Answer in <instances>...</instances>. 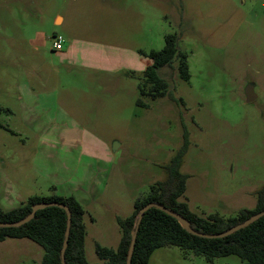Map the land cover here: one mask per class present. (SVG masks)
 I'll return each mask as SVG.
<instances>
[{"label": "rangeland", "instance_id": "obj_1", "mask_svg": "<svg viewBox=\"0 0 264 264\" xmlns=\"http://www.w3.org/2000/svg\"><path fill=\"white\" fill-rule=\"evenodd\" d=\"M168 33H177L178 47L188 53L191 77L179 78L177 61L164 66L169 92L154 98L141 93L144 70L136 62L162 49ZM57 36L122 47L138 59L111 72L66 64L53 47ZM249 85L256 95L251 102ZM27 95L39 101L35 108L26 106ZM0 105L14 112L0 111L7 125L0 127V166L21 181L30 174L25 188L31 194L49 195L52 187L32 169L38 132L49 127L41 140L61 145L57 129L68 126L74 141L109 148L101 167L93 164L96 194L83 203L92 264L103 263L97 245L118 246L117 217L131 214L135 199L167 178L184 126L190 144L180 168L188 176L181 199L203 215L252 208L264 186V0H0ZM82 159L84 177L92 167L89 157ZM43 253L28 238L0 240V264H42ZM232 263L240 258L209 261L166 245L148 264Z\"/></svg>", "mask_w": 264, "mask_h": 264}, {"label": "trees", "instance_id": "obj_2", "mask_svg": "<svg viewBox=\"0 0 264 264\" xmlns=\"http://www.w3.org/2000/svg\"><path fill=\"white\" fill-rule=\"evenodd\" d=\"M147 56L149 65L144 70V80L139 88L142 94L151 97L164 96L169 92V82L161 76L160 69L177 61L179 78L190 80L188 53L178 47L177 33L165 35V45L160 50H151ZM138 100V104H142ZM2 107L0 106V111ZM0 127L4 125L0 122ZM183 143L166 165L168 176L150 185L147 193L135 199L134 209L126 217H117L122 236L116 248L97 245L96 251L103 263L126 264L132 232L141 209L150 202H158L187 218L191 226L199 232L218 233L244 221L264 210V186L256 192V203L252 208H241L236 214L224 216L218 212L207 215L191 209L188 202L181 199L186 191L187 174L181 171V164L190 144L189 130L184 126ZM39 202H59L67 205L72 214L68 246L65 250L66 264H92L86 256L84 206L73 195L57 194L32 195L18 207L3 210L0 207V221L13 222L22 219ZM67 228V213L57 205L38 209L35 216L20 226H0V240L6 238H28L36 241L43 249L42 264H63L61 251ZM175 245L197 255H204L213 261L216 257L237 255L240 263L264 264V215L225 237H204L186 230L179 221L167 212L151 207L144 212L139 227L131 264H148L155 249Z\"/></svg>", "mask_w": 264, "mask_h": 264}, {"label": "crops", "instance_id": "obj_3", "mask_svg": "<svg viewBox=\"0 0 264 264\" xmlns=\"http://www.w3.org/2000/svg\"><path fill=\"white\" fill-rule=\"evenodd\" d=\"M58 18H61V16H57V19ZM55 50L57 51V55L60 56V58L66 64H69L74 60L75 63H80L83 66L106 72L118 71L120 69L131 67L130 64L133 61L135 62V59H138L136 56L134 57L127 49L122 47H108L107 45L84 43L77 40L64 42L63 48ZM140 53L142 52L138 50L136 54ZM141 60L138 59L136 63L138 64V67L145 70L151 61L149 58H146V60L141 58ZM19 85H21L25 91L31 92V94H33V90L28 86L27 83L18 84V87ZM28 96L29 95H27L25 98H22L28 102L26 106L31 109L35 108L39 101L34 100L33 102V98ZM46 104L47 103H44V106ZM0 106L2 107L1 111L6 110L10 114L14 113L12 109L2 105ZM62 113L65 114L64 112ZM0 122L4 125L2 128L7 126L1 120ZM8 129L11 128L8 127ZM48 129L49 127L44 129L43 132H38L40 136L33 151L34 157L32 169L37 173V175L52 181V187L51 189L49 188L50 194L62 196L73 195L83 205L85 201H90L89 198H92L96 194V189L98 188L97 182L99 180L92 176V174L95 175L96 172L95 165L93 164L97 162L98 167H101V164L104 163L105 154L107 157H109V148L94 145V142L92 143L94 147L88 146V144L91 143L84 140V138L81 142L74 141V132L72 131V128L68 126H62L57 129V132H59L58 136L60 135L59 138H61L63 144L58 145L54 140H48V142L45 143V140H41V138H43V133L46 134L45 132ZM86 146L89 148L92 147L97 151L95 152L94 150H88L85 148ZM23 147H26V145L24 144ZM79 148H83V151H86L87 149L86 152L89 155L85 154L84 152H80ZM84 157L90 158L88 165H90L92 169H88L87 167L86 173L84 172L85 176L83 177V174H81V165L87 164L85 161L79 163V160H83L82 158ZM84 170L85 168H83V171ZM29 175L30 174L25 175L24 180L21 181V177L18 176L20 180L16 179L15 176L9 174L3 167L0 166V207L3 210L8 211L18 207L22 202H25L32 195H42L39 194L38 191H32L34 193L31 194L29 193L31 192V189L25 188ZM35 178L36 176L32 175L34 183L37 182ZM38 186V188H43L40 185Z\"/></svg>", "mask_w": 264, "mask_h": 264}, {"label": "water", "instance_id": "obj_4", "mask_svg": "<svg viewBox=\"0 0 264 264\" xmlns=\"http://www.w3.org/2000/svg\"><path fill=\"white\" fill-rule=\"evenodd\" d=\"M255 97H256V95L254 94L253 86L249 85L246 88V100L248 102H251V101H253L255 99ZM116 143L117 142L113 143V150H115L116 147H117ZM51 205H57V206L63 207L66 210V213H67V228H66V232H65V239H64V243H63V248H62V251H61L62 263L66 264L65 263V250H66V248L68 246V239H69L71 220H72V214H71L70 208L67 205L59 203V202H39V203L34 204L32 206L31 212L29 214H27L25 217H23L22 219L17 220V221H13V222L0 221V226L1 227L20 226V225L28 222L29 220H31L35 216V214H36L38 209H41V208H44V207H47V206H51ZM151 207L159 208V209L167 212L168 214L172 215L173 217H175L179 221V223L186 230L190 231L193 234L204 236V237H214V238L228 236V235L234 233L235 231L248 226L249 224H251L252 222H254L255 220H257L258 218H260L261 216L264 215V210H263V211H260L258 213L253 214L249 218H247L244 221H242V222L230 227L229 229H227L225 231L218 232V233H205V232H199L196 229H194L191 226L190 221L187 218H185L184 216H182L181 214L169 209L165 205H162V204H160L158 202H150V203L146 204L141 209V211H140V213L138 215V219H137V222H136V228L132 232V240H131V243H130V246H129L126 264H131L132 263V256H133V251H134L136 237H137V229L139 227V224L141 222V219L143 217L144 212L147 211Z\"/></svg>", "mask_w": 264, "mask_h": 264}, {"label": "built area", "instance_id": "obj_5", "mask_svg": "<svg viewBox=\"0 0 264 264\" xmlns=\"http://www.w3.org/2000/svg\"><path fill=\"white\" fill-rule=\"evenodd\" d=\"M63 43H64V41H63L62 36H57L54 40L53 47L55 49H61V48H63Z\"/></svg>", "mask_w": 264, "mask_h": 264}]
</instances>
